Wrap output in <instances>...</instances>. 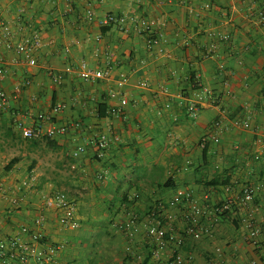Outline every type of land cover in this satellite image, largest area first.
Instances as JSON below:
<instances>
[{
    "label": "crops",
    "instance_id": "obj_1",
    "mask_svg": "<svg viewBox=\"0 0 264 264\" xmlns=\"http://www.w3.org/2000/svg\"><path fill=\"white\" fill-rule=\"evenodd\" d=\"M67 1L44 0L22 20L12 8V0L0 5V28L4 23L19 24L27 32H39L44 41L37 67L0 78V89L10 94L21 87L19 98L1 112L0 125L12 128L18 137L14 123L20 114L47 112L56 103H66L57 123H80V127L54 141L73 162L72 168L77 163L80 189L88 187L85 196L79 197L80 227L58 231L47 224L41 230L51 236L49 246L58 249L51 256L48 246L42 247L44 260H30V264H139V255L150 256L151 264L155 262L154 247L145 227L140 225L132 239L123 231H109L112 224L127 218L128 202L144 221L157 202L167 203L180 190L192 192L198 199L209 195L211 202L218 204L237 192L228 193L227 183L236 189L246 182L264 185V165L255 161L258 154L264 157V24L255 21L264 11V0H89L98 16L114 14L126 19L128 33L122 24L104 31L80 18L78 9L84 0H74V12L65 15ZM189 5L199 12L192 22L187 21ZM143 20L154 21L153 29L141 32ZM213 31L230 33L233 39L221 44L217 55L208 59L204 53L213 41ZM150 35L161 40L172 59L159 56L158 50L150 52ZM82 61L97 69L109 68L111 79L86 82L77 74L67 75L68 67H77ZM18 62L14 50L0 47V66L13 69ZM223 63L238 73V80L224 83ZM52 72L65 74L66 80L50 89L46 85ZM172 72L179 73L178 79H170ZM122 73L131 76L125 86L119 83ZM191 74L220 100L219 105L206 103L196 116L187 111L196 97L189 84ZM142 78L148 80L147 88L138 85ZM164 88L168 92L162 96ZM115 92H119L117 96ZM124 97L129 104L122 116L100 119V104L119 107ZM167 103L176 109H168ZM249 118L251 130L236 124ZM217 120H223L226 132L219 144L210 145L212 154L208 155L199 144L211 137ZM103 130L121 134L124 143H113L107 159L98 163L94 141ZM84 144L88 152L79 160L72 158L70 152ZM2 164L0 157V178L4 175ZM104 170L108 179L97 182L96 174ZM31 174L36 181L35 173ZM72 175L71 180L76 174ZM11 185V194L17 193L16 184L11 181ZM21 193L25 195L21 208L0 198V242L10 237L31 241L22 228L33 225L43 195H31L30 189H21ZM258 219L264 227V219ZM175 235L184 239V253L193 254L201 264H208L218 247L223 250V264H248L258 259L259 251L245 239L235 215L226 217L216 226L214 236L201 242L186 237L177 226ZM258 241L264 247V236ZM174 249L169 245L164 258ZM14 264L28 263L18 259Z\"/></svg>",
    "mask_w": 264,
    "mask_h": 264
},
{
    "label": "built area",
    "instance_id": "obj_2",
    "mask_svg": "<svg viewBox=\"0 0 264 264\" xmlns=\"http://www.w3.org/2000/svg\"><path fill=\"white\" fill-rule=\"evenodd\" d=\"M44 0H12V8L19 14V19L26 18L29 13L34 12L38 4ZM7 3V0H0V5ZM67 9L65 15L74 12V0L67 1ZM187 21L192 22L198 17L196 7L188 6ZM80 18L90 24H95L100 28L108 27L112 24H122V30L126 33L130 31L126 23V19L118 17L114 14L98 16L89 0H84L78 9ZM255 21L258 24H264V11L255 16ZM140 31L148 32L153 29L155 22L152 20H143L140 23ZM80 30V25L77 26ZM213 41L207 46L205 53L206 58H213L217 55L221 44L230 43L233 39L232 34L213 31L211 33ZM188 44V40H184ZM150 52L158 50V55H163L166 58L172 59L173 55L168 52L161 43V40L155 35L148 36L147 41ZM0 47L14 50L19 56V62L11 69L9 66H0V78H4L11 73L23 74L25 67H37L41 57L44 41L39 32H27L26 28L19 24L4 23L0 28ZM109 59V57H108ZM220 70L227 77L225 84H230L231 80L239 79L236 72L231 71L226 64H221ZM68 74H77L86 82L106 81L111 79V70L109 68L97 69L91 66L88 62L82 61L77 67H68ZM170 79L176 80L179 77L178 72H172ZM66 80L65 74L52 72L47 87L50 89L56 86H61ZM131 81V76L127 73H122L120 78V86H125ZM138 85L142 88L149 86L148 80L142 78L138 81ZM190 87L195 94V100L191 101L187 111L196 116L202 106L206 103L219 105V97L215 96V92L196 78L190 80ZM168 90L164 88L161 95L166 94ZM115 92L113 95H118ZM21 94V87H15L12 94L0 89V114L7 107L11 100L18 99ZM129 104L128 98L124 97L121 100L119 107L110 108L112 116H122L124 108ZM168 109L175 110V105L167 103ZM67 109L66 103H56L47 112H39L38 114L22 113L17 117L14 123V129L19 138L24 139H42L47 137L51 140H56L59 137L70 136L76 129H79L80 123L77 124H59L57 116ZM243 130H251V119L249 118L243 123L236 122ZM226 132V126L223 120H217L214 123V132L211 137L203 138L200 141V148L206 154H212L210 145L219 144L223 133ZM113 143H124V138L121 134L112 130H103L94 141L95 157L98 163H102L107 159L109 150ZM88 152L87 145H80L77 149L70 152L72 158L79 160L82 155ZM255 161L264 165L263 154H258ZM77 169V163L73 166ZM97 182H104L108 179V172H98L95 177ZM35 184V176L33 174L19 181L15 185L17 193L11 194L13 186L11 185L10 177L0 178V198L8 200L10 206L21 208L25 195L18 194L21 189H30ZM228 193L235 192V196L222 203L213 204L210 196L206 195L203 199H198L192 192L178 191L174 197L167 203H161L159 208L152 209L147 213V217L143 221L140 215L133 211H129L125 220L112 224L109 231L115 233L123 231L132 239L140 225L145 227L147 236L151 240L154 247L153 261L151 264H201L196 262L193 254H185L183 249L185 246L184 239L175 235L176 226L179 227L186 237L193 241L201 242L207 238H212L216 231V226L223 222L225 214L235 215L241 222L244 231L245 239L250 241L256 250L259 251L258 259L251 261L248 264H264V247L260 246L259 239L264 236V227L259 224L258 217L264 219V185L254 184L251 182L244 183L239 189L234 185L225 187ZM88 187L83 185L76 194H69L64 191H54L43 196L41 206L34 216L33 225H25L22 232L31 237L30 242L10 237L0 242V264H14L18 259L30 264V260H44V251L42 247L48 246L49 254L55 255L56 249L51 244V236L44 234L42 228L47 224L58 231L77 230L80 227V201L79 197H84ZM169 245L175 246L173 254L168 258H164V250ZM128 250L132 248L129 246ZM223 255L222 248H215L210 256L208 264H223L221 256ZM145 257L139 255L137 260L139 264L145 262Z\"/></svg>",
    "mask_w": 264,
    "mask_h": 264
},
{
    "label": "rangeland",
    "instance_id": "obj_3",
    "mask_svg": "<svg viewBox=\"0 0 264 264\" xmlns=\"http://www.w3.org/2000/svg\"><path fill=\"white\" fill-rule=\"evenodd\" d=\"M0 132L2 177L10 176V181L17 184L34 172L36 181L30 188L31 195L44 196L54 191L76 194L75 190H80V174L72 168L73 162L61 149L50 148L42 139L18 138L12 128L4 124L0 125ZM18 156H24V159L8 172V165ZM70 174L76 176L71 180Z\"/></svg>",
    "mask_w": 264,
    "mask_h": 264
},
{
    "label": "trees",
    "instance_id": "obj_4",
    "mask_svg": "<svg viewBox=\"0 0 264 264\" xmlns=\"http://www.w3.org/2000/svg\"><path fill=\"white\" fill-rule=\"evenodd\" d=\"M113 25V24H112ZM111 26V25H110ZM110 26H108V27H110ZM108 27H104V28H101L102 30H104V31H106V28H108ZM205 54V53H204ZM193 79H196V76H195V74H191V77L189 78V80H193ZM189 84H190V81H189ZM98 113H99V117H100V119H104V118H107V117H111L112 115L110 114V108L106 105V104H100V107H99V110H98ZM42 140L50 147V148H53V149H60V147L57 145V143L55 142V141H53V140H51V139H49V138H47V137H43L42 138ZM205 154H206V152H204ZM24 159V156H18V157H15L11 162H10V164L8 165V167H7V171H11L12 170V168L16 165V164H18L19 162H21L22 160ZM225 183H227V182H223L222 184H220V183H218V182H216V184H220V185H223V184H225ZM227 185H229L228 183H227ZM129 203H132L131 201L130 202H128V204ZM164 203V202H163ZM127 204V207H126V210H125V215L127 216V214L129 213V211H132V209H131V207H132V205L130 204V205H128ZM161 205V203L160 202H157L150 210H152V209H156V208H159V206ZM149 210V211H150ZM228 216H232L231 214L229 215V214H225V216H224V219L226 218V217H228ZM149 258H150V256L148 257V258H146L145 259V262L143 263V264H149Z\"/></svg>",
    "mask_w": 264,
    "mask_h": 264
}]
</instances>
